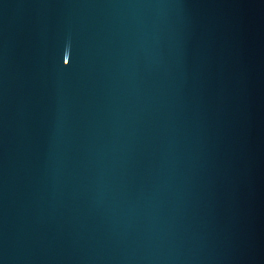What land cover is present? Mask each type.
Listing matches in <instances>:
<instances>
[{
  "label": "water",
  "instance_id": "95a60500",
  "mask_svg": "<svg viewBox=\"0 0 264 264\" xmlns=\"http://www.w3.org/2000/svg\"><path fill=\"white\" fill-rule=\"evenodd\" d=\"M0 264H264V0H0Z\"/></svg>",
  "mask_w": 264,
  "mask_h": 264
},
{
  "label": "snow or ice",
  "instance_id": "6c2138e0",
  "mask_svg": "<svg viewBox=\"0 0 264 264\" xmlns=\"http://www.w3.org/2000/svg\"><path fill=\"white\" fill-rule=\"evenodd\" d=\"M63 59L65 62H67L69 60V56H68L67 52H65Z\"/></svg>",
  "mask_w": 264,
  "mask_h": 264
}]
</instances>
